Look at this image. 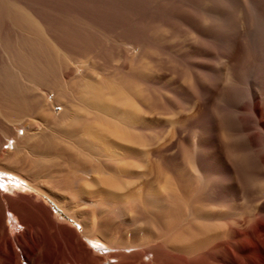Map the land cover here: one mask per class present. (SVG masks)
<instances>
[{
	"label": "bare ground",
	"instance_id": "1",
	"mask_svg": "<svg viewBox=\"0 0 264 264\" xmlns=\"http://www.w3.org/2000/svg\"><path fill=\"white\" fill-rule=\"evenodd\" d=\"M162 11L0 0V264H264V0Z\"/></svg>",
	"mask_w": 264,
	"mask_h": 264
},
{
	"label": "rangeland",
	"instance_id": "2",
	"mask_svg": "<svg viewBox=\"0 0 264 264\" xmlns=\"http://www.w3.org/2000/svg\"><path fill=\"white\" fill-rule=\"evenodd\" d=\"M142 1V2H141ZM131 2H132V6H133V9H135L137 12L139 11V10H141V9H144V10H146V13H145V19H147V20H149L152 16H155V17H161L162 16V14H163V11H162V13H158V12H156L157 11V8H159L161 5L163 6V8H164V6H166L169 2H170V0H160V2L159 3H157V4H154V3H151V2H149V1H147V0H134V2H133V0H131ZM140 2V3H139ZM142 3H144V4H142ZM145 3H148V4H145ZM121 4H124L125 5V1H123ZM134 4V5H133ZM140 4H142V5H140ZM140 5V6H139ZM143 5H144V8H142L143 7ZM160 5V6H159ZM137 6V7H136ZM139 7V8H138ZM132 24L133 25H136V24H138V20L137 19H135V20H133L132 21ZM140 51H141V49L138 47V48H136V49H134V54H139L140 53ZM115 65H118V64H115ZM59 110L60 109H58V112H59ZM160 111V112H159ZM157 112H159V113H157ZM145 117L148 119V117H150L151 119H153L154 117H157V118H160V119H164V113L161 111V110H155V111H148V112H145ZM159 120V119H158ZM158 134V133H157ZM157 134H156V136H157ZM154 135V134H153ZM151 135V138H152V144L151 143H148V146L146 147H142V148H140L141 149V151L142 152H144V153H146L145 154V156H144V158L142 159V162H145V163H148V161L149 160H151V155L149 154V153H147V151L149 150V148L150 147H153L154 146V148H159V147H161V145H162V143H163V135H161V134H159L157 137L154 135ZM163 136V137H162ZM154 137H156L155 139H154ZM161 138V139H160ZM155 142V143H154ZM150 145H152V146H150ZM156 158H153V160H155ZM161 157H157V161L158 162H161ZM155 160V161H156ZM0 177H1V175H0ZM9 186V185H8ZM10 188H13L12 186H9ZM10 192V191H9ZM46 203L49 205V206H51V207H53V209L55 210L54 212L56 213V214H59V215H61L63 218H67L66 217V215L60 210V208L57 206V204H55L54 202H52V201H46ZM73 223V222H72ZM79 229H81V227L79 226V225H77V224H75ZM19 231H22V229H19L18 230V232ZM12 237H13V234H12ZM17 251L18 252H20L21 253V250H20V248L19 249H17Z\"/></svg>",
	"mask_w": 264,
	"mask_h": 264
}]
</instances>
